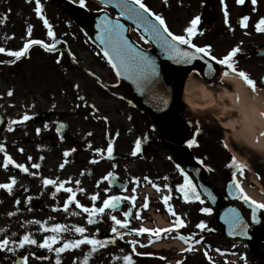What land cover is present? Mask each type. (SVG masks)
I'll use <instances>...</instances> for the list:
<instances>
[{"label":"rangeland","instance_id":"obj_1","mask_svg":"<svg viewBox=\"0 0 264 264\" xmlns=\"http://www.w3.org/2000/svg\"><path fill=\"white\" fill-rule=\"evenodd\" d=\"M69 1L75 6L80 4L79 0ZM142 2L147 4L152 11L162 15L169 31L175 34H185L184 29L189 26L194 17L200 14L203 8V0H142ZM256 2L255 11L251 12V15H255V20L260 15H264V0H256ZM3 4H6L7 7L2 12L6 13V9H9L10 14L6 16V19L13 20L16 28L15 37L10 36V41L1 34V47L16 51L23 48L28 39H33L32 37L45 38V31L38 30L37 32L39 33L35 32L37 27L41 26L40 21H44V18H47L48 22L52 24V31L56 35L55 38L49 36L47 27V36L44 41L48 44L56 45L53 51H58L59 53L49 54L47 49L41 47H34L30 50L32 54L39 53L43 57L46 56L47 63L41 61L42 59L40 58H35L32 54L30 57L34 58L29 59L30 57L22 56L20 60L10 56L7 52L2 53V57L0 56V116L4 118V122L0 127V143L3 146V152L0 153V184L10 183L12 177L16 179L11 192L0 188V230H2L0 231V240L5 237L12 240H20L26 233H31L39 244L43 242L45 236L54 234L52 231L36 232L34 228L21 224V222L25 221L21 216H17L15 218L17 224H13L12 215H9L15 211L11 194H14L15 188L30 186V179L25 178L22 169L18 168L16 171H12V164H9L7 168L3 165L7 156L10 155L13 158V151L18 152V150L21 153L18 152L20 157L16 160V163L27 165L28 161L23 157L24 150L21 151V149L24 148L25 140L31 136L30 126L35 128L32 135L37 140L47 134L41 132L40 129L41 122L44 121L42 115L75 114L77 107L73 103L74 91L71 89V83H73L75 91L79 93V97L82 100L80 107L83 109L82 113L86 116L92 115L94 117L96 144L98 149H102L103 152L96 151V162L95 166L92 167V172H90L91 169L88 166L74 165L71 163V159L68 158L63 161L64 167L62 169L57 168L56 161L49 159L46 168L47 172L35 169L34 165L39 163L37 160L33 164V169H29V171L31 170L32 173H35L33 176L38 181L37 188L40 187V194L47 195L49 198L54 196V192L56 193L57 185H47L45 187L44 179L57 180L58 184L65 182L64 188H61L60 196L57 197V205L63 206L67 202L68 196L71 195V193L64 190L65 188L83 189V191L76 192V199L80 201V204L87 207H91L93 204L101 207L103 200L110 195L135 196L136 199L134 201L127 199L129 205L124 206L122 211L115 212L106 209L103 214L96 217L105 219V223L90 224L88 222L89 214L84 212L83 208L77 205L75 201L69 204L67 210L63 207V213L60 214L59 219L61 221L58 223L73 229V231L58 234V236L65 239L91 235L99 240H113L112 243L99 247L95 252L91 253V246L87 244H83L79 248L68 249L59 254L60 264H85V256H88L87 264H123L116 257L121 247L126 246L128 252L134 255H137L139 253L138 249L141 248L137 247L136 243L135 249H133L131 242H138L137 235L135 232L132 234L128 231L137 229L138 223L135 221L128 223V233L118 237L112 231L111 225L115 224V222L111 217L116 216L120 220H128L124 213L131 210L139 221H143L140 213L148 216L149 218L144 219L147 222V226L152 225L151 222H154L153 218L159 220L157 218L158 214L163 216V221H172L174 216L168 211L163 199L157 196L159 192L155 191V185H162V182L164 185H169L168 176L173 175L176 172V168H170L169 155L164 149L160 150L158 159L142 163L140 159L133 157L132 144L128 141L127 135L119 131L114 136L111 134V126H116L120 130L125 126L134 127L136 122L131 119L136 117L137 121L140 120L139 117L142 113L130 107L128 103L131 93L130 89L116 77L100 51L84 36L82 28L73 20H67L72 16L65 12L62 6L54 5L47 0H40V5H37L36 0H0V5ZM101 4L98 0H85V5L80 4L81 7L77 8V11L80 13L79 15L88 14L102 7ZM38 6H42V15L36 12ZM235 12L236 14L238 13V11ZM29 26L32 27L31 36L27 32ZM0 28H2L1 21ZM238 33L239 36L232 34L234 36L233 39L232 35L221 37L215 42L216 47L220 48L219 44L222 41H230L222 48V52L235 47L252 50L256 44L264 42V34L254 24L241 27ZM192 40L198 46L203 45V32L196 35ZM69 55L74 56V68L67 66L68 61L71 60L68 57ZM51 56L56 57H53L52 61H63V66L58 67L53 65V63L51 64L49 59ZM9 60H16L15 65L11 66L8 63ZM236 66L239 70L232 73L238 74L240 70L247 72L251 79L256 81L255 92L264 95V85L261 82V78L264 75V61L258 60L251 54L238 61ZM50 68L55 69L58 73L63 71L60 79L49 75L52 73ZM194 77L197 78L195 75ZM46 84L51 85V89L47 92L52 98L51 101L47 100ZM213 87L218 90V93L221 92L222 87L232 90V87L223 81L221 83L218 82ZM9 92H11V95H9ZM217 111L216 108L193 111L188 105H185L182 114L189 116L192 121L190 137L196 138L198 143L196 150H201L199 155H203L204 164L210 171V182L219 193L223 194L227 179L235 178L249 196L257 201L264 202V156L243 146L242 142H239L238 145L235 144L234 148L243 159L236 156L229 149L225 139L228 137L232 140L235 138L234 131L241 132L242 128L238 123L234 125L233 131L222 127L219 119L216 118L218 116ZM25 114L29 118L30 116H35L37 121L30 123L29 119L24 120ZM231 116L235 117L236 113L230 112L229 115L223 118L224 121ZM72 121L73 119L70 120V122ZM84 122H87V118ZM25 125H29V127ZM104 125L107 127L106 129L103 128ZM138 127L142 136L148 133V128L144 123L139 122ZM38 129L39 131H37ZM68 133L71 134L72 131L70 130ZM106 135L109 142H114L115 138H119L117 144L110 143L113 146L111 158L107 155L109 144H106L104 138ZM137 135H134L133 140H136ZM50 142L53 143L52 141ZM67 149L68 147L64 149V156H67L65 155ZM148 156L150 159L149 154ZM234 156L246 167L241 170L237 165H234L232 163ZM147 163L152 164L147 165ZM109 173H117L126 183L125 192L118 193L110 186L108 182ZM135 178H138V180ZM77 181L79 183H76ZM24 188L20 189V195L24 194ZM251 192L256 194L251 195ZM95 193H99L100 198L97 200L92 199ZM149 193L151 196H149ZM145 202L148 204L147 207H143ZM169 203L173 206L176 216H178L179 211L186 213L189 216V225L193 226L196 215L194 204L177 200H170ZM165 214L168 220L164 217ZM215 218V214H209L208 219L203 217L209 222L207 223L209 226L203 230L202 254L196 250H191L190 253L184 252L186 254H184V260L180 264H196L201 261V258H203V264H223L221 263V257L217 254L220 255L221 251L235 249L224 239L221 232L216 229L214 225ZM45 220L49 227L52 224H56L54 214L47 213ZM77 225L86 228L87 232L83 234L74 232V228ZM117 228L121 233L122 231L124 233L126 229L120 226ZM61 241L63 240L58 239L57 243ZM9 247L16 246L9 245ZM217 249L220 251H217ZM242 250L245 256H250L246 248ZM15 251L30 253L27 256V264H56L57 253L45 255L43 248L38 245H25L22 248H16ZM12 252L8 249H0V264H13ZM147 252L149 251L147 250ZM164 255L162 253L151 256L152 259H149L147 264H164L160 260V258L165 257ZM180 256L182 257L183 254ZM170 260L173 261L174 258Z\"/></svg>","mask_w":264,"mask_h":264},{"label":"flooded vegetation","instance_id":"obj_2","mask_svg":"<svg viewBox=\"0 0 264 264\" xmlns=\"http://www.w3.org/2000/svg\"><path fill=\"white\" fill-rule=\"evenodd\" d=\"M54 5H60L63 7V10L67 12L69 15H71V18H68L67 20H73L77 23L78 26H80V19L79 14L77 11L78 5L71 4L69 1H65L63 3H52ZM225 5L227 6V17L225 16ZM256 3H253L252 0H245L243 4H240L237 2V0H203V46L211 45V56L217 57L216 60H213L218 66L214 67L212 65L208 66V69L206 65L203 66V70H197L195 72V75L202 76L203 75V81H205L209 86L213 87L218 82L221 83L222 81V75L223 71L230 72V68L228 65H222L219 63L220 59H223L232 49L229 48L226 52H222V48L228 44L230 41L224 42L222 41L219 45L220 48H217L215 45V42H217L221 37H227L229 35L234 34L235 36H239V28L244 24L243 23V17L248 16L249 19L247 22L249 24H253L255 21V15H251L252 11H255ZM7 7L6 4L0 5V21L2 22V28H0V37L1 34L3 37H6L8 41H10V36L15 37V23L13 20L6 19V16H8L9 9H6V13H3L2 10ZM235 11H238L236 14ZM264 16V15H260ZM66 20V21H67ZM227 20V23H226ZM64 21V20H62ZM41 26H38L35 33L38 30L45 31V38L47 36V26L45 25L44 21H40ZM52 25V24H51ZM264 33V31H262ZM232 39L234 36H231ZM39 40H45L43 37H35ZM264 44V43H263ZM1 47V45H0ZM39 47L44 48L43 45H39ZM56 47V45H55ZM255 47V46H254ZM37 48V47H36ZM42 51V50H41ZM46 54H58V51H48L44 52ZM32 52H28L26 54V57H30ZM208 58H211L210 55L207 53H203ZM255 56L254 54V48L251 50L248 49H242V51H239L236 53V55L232 58L234 61V67L239 70L237 66H235V63L241 58L244 59L248 56ZM35 58L42 59L41 61H44L47 63L46 56H42L39 53H33ZM63 55V54H62ZM0 56L2 57L3 54L0 53ZM34 57H30L34 58ZM53 57H49L51 60L50 63L53 65H57L58 67L63 66V61L53 60ZM71 60L68 61L67 66L69 68H74V61L73 55L68 56ZM11 66L15 65V63H10ZM52 70V73L49 75L54 76L56 79H60V76L62 75V72H56L55 69L50 68ZM219 69V70H218ZM215 71V73H213ZM214 74V75H213ZM213 75V76H212ZM206 76H212L210 79H206ZM60 87V86H59ZM71 89L74 91L73 93V103L74 106H76L75 114L69 115L66 113H58L55 114H44L42 117L44 118V121L41 122V132L47 133L45 136L41 137L40 140H37L32 134L35 130L33 126H30L29 130L31 132L30 138L25 140L24 144V154L23 157L25 160L28 161L26 163L28 169H33V164L37 160L39 161L40 167L35 168L36 170H41L43 172H47V163L49 159L54 160L57 162V168H61V164L64 165L63 161L65 158L71 159V163L74 165H82L88 166L90 172H92V167H94L96 158V149H98L96 144V126H95V120L92 115L86 116L82 113L83 109H81L82 100L79 97V93L75 91L74 84L71 83ZM49 89H51L50 84H46L45 90L47 100L51 101V96L47 93L49 92ZM87 118V122H84V120ZM140 120L137 121L136 117L135 119L132 118L131 120H134L136 122V125L134 127L125 126L121 130L118 129L116 126L110 127V132L114 136L118 131L123 132L125 135H127L128 141L132 144V150L133 153L135 152L136 147V141L141 140V151L137 152L134 156L136 159H140L142 163L144 161L149 160L152 162L160 157V150L164 149L168 155L170 160V168H176V172L173 175H170L168 178L169 185L171 186V201L175 200V197H178V193L175 191L177 190V185L184 183V178L182 175L181 166L188 162L191 165H194L195 161H198V158H196V155L191 151L188 146V141L191 139L190 137V131L192 127V121L189 119V116L187 115H181L179 119L171 126L169 127H161L160 129H153L151 126V123L147 121V117L144 114H141L139 117ZM70 122V120H72ZM34 121H37V118L35 116H30L29 122L33 123ZM142 122L146 125L148 128V133L142 136L141 132L139 131L138 123ZM28 126L29 125H25ZM104 129L107 127L104 125ZM73 129V130H72ZM151 133H150V131ZM72 131V133H68V131ZM137 135L136 140H133L134 135ZM132 137V138H131ZM49 138V140H48ZM106 144L118 143V137L115 138L114 142H109L107 135L104 136ZM57 139V140H55ZM52 141L53 143H51ZM170 144L171 146L167 145ZM68 147L66 152L68 153L67 156H64V149ZM72 149H75V151H71ZM18 152H20L18 150ZM17 151H13V159L16 161L20 155ZM21 153V152H20ZM150 155V159L149 156ZM59 163V164H58ZM152 164V163H151ZM147 163V165H151ZM12 171H16L18 169L14 164H12ZM23 175L25 178L30 179V186H27L24 188V186H21L20 188H15L16 191H14V194H11L12 196V202L15 206V211L10 213L12 215V218L14 220V225H16L15 218L17 216H21L25 221L21 222V224L28 226L29 228H34L36 232H47L51 231L50 227L46 224V218L47 213L51 215H55L56 224H58L61 220L60 214L63 213V206L57 205V197L60 196V191H56V195L51 196L50 198L47 197V195L40 194V187H38V181L33 176L31 170L28 172H23ZM26 186V185H25ZM161 186V185H160ZM47 187V185H45ZM24 188V194L20 195V189ZM91 188L93 189L92 185ZM19 189V190H18ZM162 193V188L160 187L159 190ZM159 194V196H162V194ZM219 196L224 204L233 203L237 205L245 214L249 222L251 223L254 231H257L259 233H256L258 237V244L261 248V250L264 251V211H260L256 214L257 220L252 219V212L248 209V206L246 203L243 202L241 198L236 199L235 201L231 202L227 197H225L223 194L219 193ZM30 198V199H29ZM19 201V203H17ZM203 208V205L200 207L198 215H195L194 217V224L193 226L189 225L188 218L189 216L183 212L179 213L185 221V224L183 227L178 229L179 233H183L184 236L188 237L192 232L195 233V240L199 241V247L202 249L203 247V229H200L198 225L203 221V212L201 209ZM142 214L143 221H139L136 219L135 215H132L131 218L128 220L129 223L132 221L139 222L138 227H146L147 222L144 220L145 218H149L148 216H145V214ZM182 218V219H183ZM41 221L42 223L37 224L34 221ZM173 220L175 218L173 217ZM172 220V224H174L175 221ZM31 222V223H30ZM152 226L153 228H157L155 226V222ZM254 223V224H253ZM162 227V226H160ZM176 233V230H172L171 232H162L159 237H162V240L164 242H168L171 238H174ZM147 233H144L143 235L140 234V245L142 247V253L140 258L142 259L143 264L149 263V259H152L151 256L155 255L153 251L149 252L151 255H146L145 250L149 246L146 241L148 239H143L144 236ZM199 236V237H198ZM142 238V239H141ZM153 238L157 240V236L153 235ZM152 240V238H149V241ZM186 243V240H184ZM190 244V243H189ZM187 243V248L190 247ZM31 246V245H27ZM145 248V250H143ZM177 250L173 249L167 252H160L156 254L164 253L165 257L160 258L164 264H173L177 261H183L184 260V253L181 257V252H176ZM189 252V251H187ZM202 254V252L200 251ZM18 255H26L28 256L30 253L21 252V251H13L12 257ZM186 254V253H185ZM172 256V257H171ZM181 257V258H180ZM203 257V256H202ZM171 258H174V260H170ZM201 261L203 264V258H201ZM247 264H261V262L257 259L250 258L247 259Z\"/></svg>","mask_w":264,"mask_h":264},{"label":"water","instance_id":"obj_3","mask_svg":"<svg viewBox=\"0 0 264 264\" xmlns=\"http://www.w3.org/2000/svg\"><path fill=\"white\" fill-rule=\"evenodd\" d=\"M52 2H63V0H50ZM118 13L119 17H114L106 11H98L91 13L84 21V32L90 38V40L98 46L103 52L107 48L109 54L113 57V61L119 67L120 71H117V67L113 66V61H110L117 76L129 83L132 87L131 102L140 110L145 111L152 121L155 128H161L162 126L171 125L179 117L182 111V104L180 100L183 84L186 77L195 69L203 67V62L206 59L203 57H197L196 59L184 62L183 58L170 51L163 39H157V37L151 31V24L159 25L148 12H142V17H137L134 14L128 13L127 8L133 4L129 0H102ZM117 5H120L119 7ZM139 8L138 5H135ZM125 14L122 15L121 13ZM130 15L132 18H130ZM104 17H107L112 22H119L124 26L122 33L123 38H126L127 43L121 51V55L128 58V66L121 62V55L113 49L111 42L108 39L107 33L104 32ZM129 23L133 24L135 28L141 33V35L147 39L152 45L151 49H144L136 44L129 36ZM161 31L163 27L160 26ZM148 29V30H146ZM166 35V33L164 34ZM181 48L191 47L181 45ZM256 54L259 57L264 58V46H259L255 49ZM137 54L143 57H147L148 61L141 60ZM105 55V54H104ZM203 56V54H201ZM207 62V61H206ZM155 66L156 72L152 71V66ZM264 83V78H263ZM3 119L0 117V125ZM2 148H0V152ZM183 170L191 177L195 182L199 193L203 199L207 201L209 207L214 210H219L217 221L224 228V235L226 238L234 242H245L251 249L253 255L260 258L264 264V252H261L257 246V239L255 231H252L247 221L241 212L233 205H223L219 200L214 188L208 181V172L206 168L196 163L195 167L188 163L183 165ZM110 182L112 186L118 190L124 189V184L117 180V176H111ZM235 181H230L226 185V190L231 199H235L239 195L237 194ZM250 207H253L250 201H247ZM122 201L113 210H120ZM237 217L242 218L243 223L247 225V235L241 234V230L234 227L233 220ZM98 222L99 220H95ZM234 233V234H233ZM16 264H24L23 259H18Z\"/></svg>","mask_w":264,"mask_h":264},{"label":"snow or ice","instance_id":"obj_4","mask_svg":"<svg viewBox=\"0 0 264 264\" xmlns=\"http://www.w3.org/2000/svg\"><path fill=\"white\" fill-rule=\"evenodd\" d=\"M79 2L81 5H85V0H79ZM108 2H111V0H108ZM237 2L240 4H243L245 2V0H237ZM252 2L256 3V0H252ZM36 3H37V5H40V0H36ZM135 5H139V8H136ZM117 6L119 7L120 5H117ZM41 8H42V6H38L36 8V12L38 14L42 15ZM141 10H143L144 12L151 13V15L155 17L156 21L159 22V25L151 24L150 25L151 31L157 37L158 40L163 39V41L166 44V46L168 47V49L170 51L174 52L176 55L183 58L184 62H188L189 60L196 59L197 57H200L201 59H203V56H201L202 53H207L208 55L211 56V47H212L211 45H206V46L201 47V46H198L197 44L193 43V40H192V38L197 34V31H198L197 26L199 25V23L201 21V17L199 15L194 17L191 20L189 26L186 29H184L185 34H175V33H172L171 31H169L168 25H167L164 17L162 15H159L156 12L152 11V9L147 4L143 3L142 0H133V4L127 8L128 13L134 14L137 17H142L143 14H142ZM121 14L124 15L125 13L122 12ZM227 15H228L227 6L225 5V16L227 17ZM130 18H132L131 15H130ZM242 19H243L244 26L247 27V21H248L249 17L244 16ZM44 23L48 27V35L55 38L56 34L54 31H52V25L48 22L47 18H44ZM226 23H227V20H226ZM160 26H163L162 31H161ZM257 29L259 31H264V18H261L260 21L257 23ZM103 30L105 33H107L108 39L111 42L113 49L117 52L118 55H121V51L124 48V45L127 43L126 38H123V36H122L124 26L122 24H120L118 21L114 23L111 20H109L107 17H104V29ZM146 30H148V29H146ZM27 32H28V35L31 36V33H32V27L31 26H29ZM165 33H166V35H164ZM33 44L43 45V47L45 49H47L48 51H53L55 49L54 44H48L45 41L39 40V39H28L27 42L24 44L23 48L14 51L11 49H6L4 47H0V53L7 52L10 56H12L14 58H20V57H22L28 53L30 47ZM181 45H189L191 47V49H193V50L190 51L188 48H181L180 47ZM239 51H241V49L239 47L233 48L223 59L219 60V63L222 65H228V67L230 68V70L232 72H236L237 69L234 67V61L232 60V58ZM104 54H105V56L108 57V59L110 61H113V57L109 54L107 48L105 49ZM137 56L145 62L148 61L147 57H143L140 54H137ZM211 58H212V60L217 59V57H215V56H211ZM121 62L125 64V67L128 66V58H126L123 55H121ZM8 63H15V60H9ZM113 66L117 67L118 72L120 71L119 67L116 65V63L114 61H113ZM152 71L154 74H158L156 72V68L154 65L152 66ZM238 74L245 80V82L252 88L253 91H256V81L251 79V77L249 76V74L247 72L240 70ZM225 75H227V72L225 73ZM9 95H11V92H9ZM23 119L27 120V119H29V116L27 114H25ZM37 131H39V129ZM196 143H197V141L195 139L188 141L189 145H193ZM2 147L3 146L0 145V148H2ZM21 151H23V149H21ZM71 151H75V149H72ZM96 151L97 152H103L102 149H96ZM140 151H141V140H137L135 152L133 153V155H135L137 152H140ZM112 154H113V146H112V144H109L108 149H107V155L109 158H111ZM65 155H68V153L66 152ZM232 163L234 165H237L241 170L244 167H246V165H243L242 162L238 161L235 156L233 157ZM9 164H14L17 168L22 169L24 172L29 171V169L26 165L16 163V161L10 155L7 156L3 166L5 168H7ZM34 167L39 168L40 165L35 164ZM63 167H64V165L61 164V168H63ZM181 171H183V169H181ZM32 174L35 175V173H32ZM112 175H113V173L108 174V176H112ZM184 176H185L184 183L176 186L178 188L179 192L183 194V199L186 201L192 200V199L199 200L200 199V193L196 190V187L192 183L191 178L188 176V174L186 172L184 173ZM105 179H107V177H105ZM135 179L138 180V178H135ZM15 183H16V179H15V177H12L10 183L0 184V188L7 189L9 192H11L13 190V185ZM64 183L65 182H60L58 184L57 180L50 179V178L44 179L45 185H57V187H56L57 192L60 191L61 188H64ZM76 183H79V181H77ZM155 187L157 188V190H160L161 186L155 185ZM165 187H167L169 189V191H171L170 185H165ZM235 187H236L237 194L240 196L241 199L251 202V204L254 207L252 219L257 220L255 210L264 209V202L257 201L255 199H253L251 196H249L245 192L243 187L240 186L239 181L236 182ZM64 190L68 193H71V195L68 196L67 202L63 205L64 209L67 210L69 204H72L75 201V203L77 205H79L81 208H83L84 212L89 214L88 222L90 224L95 223L96 221L94 218L99 216L100 214H103L106 209H115L118 206L119 202L122 201L123 199H130L132 201H134L136 199L135 196L122 197L119 195H110L107 197V199L103 200V204L101 207H97L95 204H93L91 207H87L85 205L80 204V201L76 199V192L77 191H83V189L74 190L73 188H65ZM55 194L56 193L54 192L53 195H55ZM99 198H100L99 193H95L92 196L93 200H97ZM162 199H163L165 205H167L168 211L171 212L173 214V216H176V213L173 209V206L169 203L171 196L170 195H164L162 197ZM17 203H19V201H17ZM147 206H148V204H147V202H145L143 207H147ZM201 211L210 213L212 211V209L211 208H202ZM9 215H11V214H9ZM124 215L125 216H131L132 213H131V211H128V212H125ZM111 219L115 222L116 225H119L120 227H126L129 223L128 220H120L116 216H112ZM34 222L37 224L42 223L41 221H38V220L34 221ZM184 224H185V221L182 218L177 217L174 224L169 229H160V228L153 229V228L141 227L138 229H132V231L138 232L141 235L147 232L149 234H155L157 237H159L162 232H166V231L171 232L174 229H179V228L183 227ZM233 225H234V227H237L241 230V234L247 235V225L245 223H243L242 218L237 217L236 219H234ZM198 227L200 229H205L207 227V225L203 221H201V223L198 225ZM50 229L54 234L45 236L42 243L38 244V241L33 237V235L31 233H26L23 236V238L20 240H12L8 237H5L4 239L0 240V249H8L9 251H15L16 248H22L25 245H38L39 247L46 248V249H49L51 251L56 252L57 253L56 264H60L59 254L68 250V249L79 248L81 245L87 244V245L91 246V250H90V253H91V252H95L99 247H103L106 244L113 242L112 239L99 240V239H96L95 237H93L91 235H83L81 239H65L64 237L58 236V234L61 232L73 231V229H69L64 224H52V225H50ZM0 231H2V230H0ZM112 231L114 233H119V229L117 227H113ZM74 232L83 234V233L87 232V229L82 227V226L77 225L74 228ZM119 234L122 235V233H119ZM179 238L182 240H186V241L188 240V237L183 236V235H181ZM58 239H62L64 242L60 247L54 248L53 245H55L58 242ZM149 242L151 243L152 241L150 240ZM131 243L133 245V249H135V245L137 242L132 241ZM9 245H15L16 247H9ZM183 250L184 251H191L192 248L189 247L188 249H183ZM217 251H220V250L217 249ZM148 255H151V254H148ZM23 259L25 261V264H27V257H24ZM117 259H119V257ZM209 259H211V257H209ZM84 260H85V264H87L88 256H85ZM123 260L125 261V264H135V261L133 260L132 254L125 255L123 257ZM177 264H180V262H177Z\"/></svg>","mask_w":264,"mask_h":264},{"label":"bare ground","instance_id":"obj_5","mask_svg":"<svg viewBox=\"0 0 264 264\" xmlns=\"http://www.w3.org/2000/svg\"><path fill=\"white\" fill-rule=\"evenodd\" d=\"M223 81L231 86L232 90L222 87L221 92L218 93L215 88L207 87L203 80L189 75L184 82L181 100L193 111L216 108L218 110L216 118L227 130L233 131L236 123L240 125L242 131H234L235 138L225 139L228 147L236 156L241 157L234 148V144H239V142L264 156V95L253 91L238 74L223 75ZM230 112L236 113V116H231L224 121L223 118ZM251 193V195L256 194ZM157 217L160 224L164 223L161 217ZM175 244L179 245V243ZM162 246L164 245L156 247Z\"/></svg>","mask_w":264,"mask_h":264},{"label":"trees","instance_id":"obj_6","mask_svg":"<svg viewBox=\"0 0 264 264\" xmlns=\"http://www.w3.org/2000/svg\"><path fill=\"white\" fill-rule=\"evenodd\" d=\"M206 223H209V222L206 221ZM206 225H207V227L209 226L208 224H206ZM207 227L205 229H207Z\"/></svg>","mask_w":264,"mask_h":264}]
</instances>
